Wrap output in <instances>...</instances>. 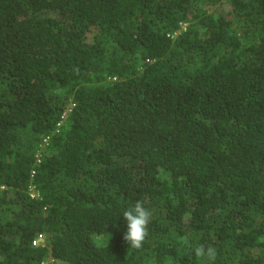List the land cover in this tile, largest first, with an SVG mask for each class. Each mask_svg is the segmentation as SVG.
<instances>
[{
    "label": "trees",
    "instance_id": "obj_1",
    "mask_svg": "<svg viewBox=\"0 0 264 264\" xmlns=\"http://www.w3.org/2000/svg\"><path fill=\"white\" fill-rule=\"evenodd\" d=\"M201 244L264 264V0H0V264Z\"/></svg>",
    "mask_w": 264,
    "mask_h": 264
},
{
    "label": "clouds",
    "instance_id": "obj_2",
    "mask_svg": "<svg viewBox=\"0 0 264 264\" xmlns=\"http://www.w3.org/2000/svg\"><path fill=\"white\" fill-rule=\"evenodd\" d=\"M44 146V142L40 144ZM40 152V151H39ZM38 156L39 153H38ZM144 200H137L134 205L128 207L123 212V217L127 223V230L123 234L122 239L129 246V249H140L143 247L144 241L148 235V226L152 218V212L145 207ZM40 235H42L41 238ZM39 239L44 238L43 234H39ZM37 239V238H35ZM187 243V241H185ZM195 256L199 260H203L206 264H214L217 252L212 246H205L203 244L194 248ZM47 261L46 262L47 264Z\"/></svg>",
    "mask_w": 264,
    "mask_h": 264
},
{
    "label": "built area",
    "instance_id": "obj_3",
    "mask_svg": "<svg viewBox=\"0 0 264 264\" xmlns=\"http://www.w3.org/2000/svg\"><path fill=\"white\" fill-rule=\"evenodd\" d=\"M41 237H42V235H40V237H39V238H41ZM39 238L35 239L34 243H36V242L40 241V239H39ZM43 264H46V262H43Z\"/></svg>",
    "mask_w": 264,
    "mask_h": 264
}]
</instances>
